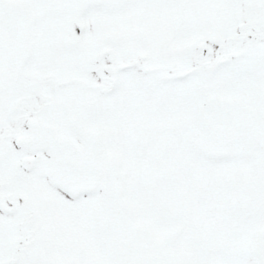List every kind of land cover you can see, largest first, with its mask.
I'll return each mask as SVG.
<instances>
[{
  "label": "snow or ice",
  "instance_id": "1",
  "mask_svg": "<svg viewBox=\"0 0 264 264\" xmlns=\"http://www.w3.org/2000/svg\"><path fill=\"white\" fill-rule=\"evenodd\" d=\"M0 264H264V0H0Z\"/></svg>",
  "mask_w": 264,
  "mask_h": 264
}]
</instances>
